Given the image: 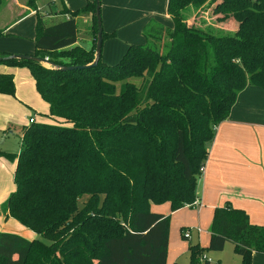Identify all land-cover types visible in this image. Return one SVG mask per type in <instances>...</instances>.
<instances>
[{"label":"trees","instance_id":"16d2710c","mask_svg":"<svg viewBox=\"0 0 264 264\" xmlns=\"http://www.w3.org/2000/svg\"><path fill=\"white\" fill-rule=\"evenodd\" d=\"M26 6L23 16L38 15L32 56L93 63L95 48L77 45L76 19L93 16L96 47L95 0L76 11L62 4L47 21L35 0ZM166 13L172 26L149 20L144 42L112 65L102 55L95 68L65 72L0 62L29 69L53 122L23 128L16 189L0 206L39 238L0 232V264H167L171 217L151 208L194 206L216 129L240 92L264 89V0H168ZM15 89L12 74H0V95ZM227 243L252 264L253 252L264 254V227L230 204L216 207L208 246L190 245L188 264H220L201 258Z\"/></svg>","mask_w":264,"mask_h":264},{"label":"crops","instance_id":"0c3cea01","mask_svg":"<svg viewBox=\"0 0 264 264\" xmlns=\"http://www.w3.org/2000/svg\"><path fill=\"white\" fill-rule=\"evenodd\" d=\"M128 1L103 0L101 10L108 29L123 28L118 36L121 40L123 39L122 41L132 43L139 39L142 35L139 33L150 19H154L157 10L155 6H148L137 11L135 17L124 18L123 14L117 10L124 3L126 6ZM27 10L26 7L23 15ZM56 13H52V16L45 20L55 17ZM31 14L34 13L29 15ZM23 15L18 16L15 23L29 16ZM166 17L168 18L167 13ZM15 23L8 25L5 31L7 32ZM92 40L94 42V35ZM94 48L95 42L91 50ZM3 49V44H0V51ZM4 96L0 95V108L7 103ZM0 121L3 120L0 118ZM4 125L1 129L5 134L3 137L5 140L6 132L10 128L5 130ZM4 140L0 142V145ZM196 197L199 205L188 206L176 212L171 211L169 204L152 206L155 208L152 211L170 215L172 227H175L177 233L179 230L180 240H176V246L172 247L175 251L171 248L173 243L170 240L173 232L170 234L167 264H174L175 261L178 263L183 254H189L190 245H199L202 248L208 246L210 226L216 207L230 204L236 209L245 211L251 223L264 227V89L248 86L238 94L229 118L216 129L215 138L209 147L204 164V172L199 178ZM0 217L9 221V218L1 213ZM7 222L0 224V232H16V226L8 225ZM183 228L190 231V239L182 238ZM17 233L28 240L35 239L36 235L27 228L24 232ZM252 264H264V254L253 252Z\"/></svg>","mask_w":264,"mask_h":264},{"label":"rangeland","instance_id":"374dc122","mask_svg":"<svg viewBox=\"0 0 264 264\" xmlns=\"http://www.w3.org/2000/svg\"><path fill=\"white\" fill-rule=\"evenodd\" d=\"M88 1L93 0H35V4L39 14L47 15V18L49 17V14L56 13L62 4H65L71 11H76L85 6ZM167 3L168 0H129L126 6V3H124L117 11H119L120 14H123L124 18H128L135 17L136 12L141 11L145 7L155 6L157 10L156 16H154V19L150 20H155L167 26H172L171 21L166 17ZM26 4L27 0H0V30H5L8 25L15 23V19L18 16H22L23 11L26 10ZM56 14L59 16L60 10ZM103 15L104 13L101 10L103 32L107 35L111 33H115V35L111 38L106 37L103 40L102 61H105L106 64L112 65L122 59L131 44H142L144 39L142 35H140L142 34L141 30L139 33L140 37L137 41L132 43L122 41L123 39L121 40L118 33L119 31H122L123 28L108 29L107 23L104 22ZM111 19L114 20L112 17ZM37 21L38 15L34 13L12 25L7 32H4L5 36L0 37V44H3L4 46L3 51L0 52L8 55L34 54V39L37 32ZM76 22L78 26L77 45L90 51L94 45L92 40L94 35L93 26L95 25L94 18L93 16H78ZM235 26L236 23L232 21L223 25L225 29L230 30H233ZM107 58L109 61L106 62V60H108ZM110 59L112 61H110ZM43 66L46 68L49 67L47 65ZM7 73L12 74L14 77L16 90L14 95L4 96L7 99V103L0 108V118L3 120L0 121V142L5 135L3 129H1L3 127L1 126L5 124V130L8 129V127L10 128V130L6 132L7 135L3 144L0 145V205L3 204L16 189L14 177L17 169V157L23 150V128L30 126L31 118L34 119L36 124L53 125V122L48 118V105L39 96L29 69L27 67H7L0 63V74ZM7 154L15 155L16 158L10 159L6 157ZM153 209L155 208H152V210ZM8 220L9 221L7 222L4 218L0 217V224H6L7 222L8 225L12 224L16 226V232L12 233L19 234L17 232H24L26 229L16 220L12 218H9ZM1 232L10 233V231ZM172 232L173 234L172 237L170 235V240L173 243L171 248H174L176 246V240H180V234L179 230L177 233L175 227H172L171 224V233ZM35 238H39V236L35 235ZM43 240L47 242L45 239ZM171 253L172 252H170V254ZM205 256L212 263L242 264V258L235 253L232 243H227L223 251H208L205 253ZM189 259V254H183L178 263L188 264Z\"/></svg>","mask_w":264,"mask_h":264},{"label":"water","instance_id":"95a60500","mask_svg":"<svg viewBox=\"0 0 264 264\" xmlns=\"http://www.w3.org/2000/svg\"><path fill=\"white\" fill-rule=\"evenodd\" d=\"M96 2V17H97V27H98V34H97V41H96V47H95V59L93 63L86 66L81 67H58L54 66L49 62L46 58H38L32 55H11L8 57H0L1 61L11 60V59H19V60H29L34 61L36 63H40L41 65H47L48 68H52L58 71H72V70H78V69H90L95 68L98 65V62L102 55V47H103V28H102V17H101V0H95ZM4 140V139H3ZM2 140V141H3Z\"/></svg>","mask_w":264,"mask_h":264},{"label":"built area","instance_id":"2783aa9c","mask_svg":"<svg viewBox=\"0 0 264 264\" xmlns=\"http://www.w3.org/2000/svg\"><path fill=\"white\" fill-rule=\"evenodd\" d=\"M30 123H35L34 119L31 118V119H30ZM203 172H204V167L201 168V173H203ZM195 205H199V201H198L197 199H196L195 202H194V206H195ZM185 238H186V239H190V231L185 232ZM205 260L210 261L206 256H204V257L201 258V261H202V262H204ZM210 262H211V261H210Z\"/></svg>","mask_w":264,"mask_h":264}]
</instances>
